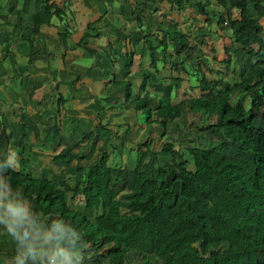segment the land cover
Wrapping results in <instances>:
<instances>
[{
	"label": "trees",
	"instance_id": "16d2710c",
	"mask_svg": "<svg viewBox=\"0 0 264 264\" xmlns=\"http://www.w3.org/2000/svg\"><path fill=\"white\" fill-rule=\"evenodd\" d=\"M162 1L178 12L194 6L206 22L214 20L220 30L229 32L230 42L223 47L227 55L224 67L228 68L229 56L236 49L243 53L234 80L207 78L201 67L211 70L198 61L192 68V73L199 75L193 90L200 93L186 100L165 106L159 100L151 107L149 90L162 92L165 81L144 69L133 73L140 79L138 84L111 73L110 82L102 83L103 95L95 98L99 111L108 112L106 119L122 126L128 103L135 113H141L144 123H157L162 136L166 122L177 119L186 103L187 110L201 119L197 133L190 132L200 138L188 139L186 134L187 141L176 144L165 139L153 150V140L147 137L135 143L131 158L132 149H126L122 166H110L107 147L118 152L116 141L125 138L124 134L110 131V123L101 119L92 127L78 125L73 116L77 110L69 109L64 95L52 88L53 107L43 115L52 122L36 123L18 114L19 143L0 154V177L46 220L48 239L66 256L67 264H129L131 253L138 258L137 264H264V34L259 24L264 18V0H219L222 11L214 14L206 8L207 0ZM43 9L41 23L48 25L52 15L62 19L63 10L54 2L44 1ZM98 12L71 48L84 45L88 37H99L94 24L107 10L102 7ZM134 21L139 29L143 18L136 15ZM173 26L160 36H152L149 27H143L142 39L153 69L158 57L166 60L167 42L176 54L191 50L186 34L176 33ZM56 34L61 42L70 33L60 30ZM105 45L107 48L100 50L115 68L111 43ZM36 55L37 51L30 53L24 62ZM122 55L132 56L133 51ZM170 68L187 72L182 61L171 62ZM171 81L176 90L181 79ZM237 93V99L231 101ZM38 128L55 140L49 158L52 165L63 169L60 175L44 177L29 168L31 151L21 144L30 132L36 137ZM101 132L105 138L96 160L79 165L81 158L90 157ZM74 133L76 139L67 142L65 136ZM88 144L87 154L74 151ZM8 153L17 168L9 165ZM76 255L80 256L78 262Z\"/></svg>",
	"mask_w": 264,
	"mask_h": 264
},
{
	"label": "crops",
	"instance_id": "0c3cea01",
	"mask_svg": "<svg viewBox=\"0 0 264 264\" xmlns=\"http://www.w3.org/2000/svg\"><path fill=\"white\" fill-rule=\"evenodd\" d=\"M44 1L54 2L61 7L63 10L62 19L52 15L48 25L41 23L45 15ZM103 3L105 4V1ZM130 4L127 2V6ZM100 5L97 1L90 2L89 0H0V154L5 150L10 151L12 145L19 143V113L31 117L36 123H48L41 109L45 105L47 106L49 87L55 88L57 85V91L64 95L63 92L66 91L68 85L76 87L80 85L79 87L86 89L88 84L105 81L104 76L107 75L101 76L99 70L104 69L107 72L108 60L104 57L105 55L102 56L103 52L99 48H103L107 41L111 43L112 37L117 38V32L130 31L132 25L126 27L127 24H125L119 30L114 28L115 30L106 32L104 43L100 42V34L103 32L99 31L97 39L88 37L84 40V45L71 48V44L76 43L80 38L84 25L91 22L87 19L82 26L78 24L80 19L87 14L93 15L94 12L99 14L97 8ZM111 27H115V25ZM133 27L139 31L134 24ZM60 30L68 31L70 34L63 41L58 42L56 33ZM128 38L132 41V38L127 36V43ZM61 43L64 46L65 43L68 45V50H71L70 55L76 61L81 58L83 50L89 51L83 55L86 56V61H80L82 65L80 70L86 69L87 72L83 73V71L74 83H62L58 77L64 70V57L61 58L60 55L64 54L65 47L60 46L61 51L58 52L51 46H59ZM112 50L115 54L117 53L116 60L120 61L122 56L129 57L126 64H129V67L123 66L127 75L136 71L133 66H135V61L139 62L140 58H135V55H120V51L130 50L128 46L119 52L112 46ZM34 51H37L38 55L26 64L25 59ZM98 51H101L102 54L98 55ZM51 53L56 56L55 60H59L60 64L51 63L53 61L51 56L49 57ZM141 55L148 59L146 49ZM73 62L75 63V61H71L67 66H71L70 63ZM39 82L40 85H38ZM94 86L97 87V84ZM62 87L66 88L65 91L62 90ZM76 92L78 91L74 89L72 94L74 95ZM89 94H93L91 102L94 104L97 101L95 98L98 95L97 89L95 88ZM79 110L80 122L83 123L84 115L81 114L83 111ZM68 137L73 141L77 135L74 133L65 138ZM50 144L56 145L55 140L51 137V133L46 134L41 128H38V136L34 137L30 132L27 139L21 144L31 151L32 164L29 165L31 171L35 169L44 177L46 175L42 174H46L50 169L54 176L59 175L62 169L50 163L49 150L53 147ZM7 159L11 167H18L11 154L8 153ZM46 226V220L38 216L32 204L17 195L0 177V264H66V258H63L60 251L49 241Z\"/></svg>",
	"mask_w": 264,
	"mask_h": 264
},
{
	"label": "rangeland",
	"instance_id": "374dc122",
	"mask_svg": "<svg viewBox=\"0 0 264 264\" xmlns=\"http://www.w3.org/2000/svg\"><path fill=\"white\" fill-rule=\"evenodd\" d=\"M90 2H96V0H89ZM101 2L105 1V4H107V7H105V4L102 3V5L98 6L97 9H101L104 7L107 10L106 15L103 16V19L99 23H95L99 29V31H102L103 33L100 34V42H105V35L106 32L113 30L114 28H119L122 25L127 24L126 27H130V31L127 32H117L116 37L111 38V43L113 44L114 48L119 52L120 50H124V47L130 48L131 51H133V55H135V58H140L139 62L135 61L134 70L138 71L139 69L148 70L149 72H153L154 75L162 79V81H165L162 87V92H157L155 90L150 89L149 90V98L151 100V107L156 106L158 104V101L160 100L162 106H165L166 104H174L181 100H186L188 98H191L194 96V94L200 93L197 89L193 90V87L195 88L197 85V80L199 78V75H194L192 73V68L196 66V63L198 61L204 62V65L209 68L211 71H206L204 67H201L203 74L211 79L214 77H220V78H231L230 81L234 80L232 75L236 76L240 65H241V59L243 57V53L240 49H236L233 54H230L229 58V66L228 68L224 67V64L222 63L223 59L227 56L224 52L223 47L228 45L230 40L228 38V31L220 30L219 26L215 23L213 20L212 22L208 23L205 20V16L201 15L196 12V9L194 6H187L183 11L178 12L175 10H169L168 4L162 0H100ZM193 2H197L198 0H191ZM208 4H206V8L208 11H214L215 12H221L222 11V5L219 0H207ZM127 2L131 3L130 6H127ZM142 14V15H141ZM216 14V13H215ZM96 15H98L96 12H94L93 15H86L80 19V22L78 24L84 25L85 21L88 19V21H92L94 18H96ZM114 15V17H113ZM140 15L143 18L142 26L139 28V31L136 30V28L133 27V24L135 26L136 22L134 21V16ZM234 17H236L237 12L234 10L233 12ZM114 21L112 20L113 18ZM95 20V19H94ZM75 23V22H74ZM94 24V25H95ZM259 24L263 30L264 34V18H261L259 20ZM112 25H115V27H111ZM144 25H147L152 31V36L156 34V36H160L161 32H164V30L167 27H172L175 30L176 33H184L187 36V40H189L191 45V50L186 49L183 51H178V54H176L171 46L170 42H167V49L165 51V61H162V58L158 57L156 61V67L153 69L149 66V62L147 57H143L141 55L144 54V41L142 39V34L144 33L143 30H145L143 27ZM85 26V25H84ZM117 26V27H116ZM199 27H202L204 32L199 31ZM125 28V27H124ZM52 29V28H50ZM115 30V29H114ZM124 30V29H123ZM206 31V32H205ZM116 33V31H115ZM135 34V35H134ZM129 36L132 38V41L130 38H128V43L126 42V37ZM264 36V35H263ZM202 39V42H201ZM67 43V41H66ZM65 43V46L62 45V43L57 46H51L53 49L58 50V52L61 51L60 46L64 48V63L63 67L64 70L60 72L59 80L63 83H74L75 76L77 77L81 76L80 74L83 72H87L86 69H81L80 61H86V56L84 53L89 52L83 50L84 53H81V58H79L77 61L70 55V51L68 50V45ZM127 43V44H126ZM59 47V49H57ZM84 47V46H83ZM82 47V48H83ZM104 48H107V46H103ZM157 51L160 49V46H157ZM100 49V48H99ZM177 49V48H175ZM63 51V49H62ZM52 52V51H51ZM56 52V53H58ZM120 55H122V51H120ZM54 53V51L52 52ZM51 53V54H52ZM102 52L98 51V55H101ZM50 55V54H49ZM110 55H113V58L115 59V68H112L110 63L108 62L107 66V72L102 69L99 70L100 75H107L104 76L105 82H110V74L113 73L116 76L120 78H128L133 81L134 84L139 83V78L134 76L133 73L130 75H127L124 72V68L127 62L129 61L128 56H122L119 60H116L118 56L115 53H110ZM37 56V55H36ZM104 56V54L102 55ZM105 57V56H104ZM56 58H52L53 61H51L52 64L58 65L60 64L59 60H55ZM75 61V63H70L71 66H67L69 62ZM179 61L183 62L184 67L186 68L187 72H183L182 70H174L170 68V63H178ZM67 62V63H66ZM137 63V64H136ZM65 64V65H64ZM86 68V67H85ZM112 75V74H111ZM78 77V78H79ZM178 77L181 79V82L178 83V88L173 90V82L171 81L172 78ZM132 78V79H131ZM55 80V78H54ZM59 81V83H60ZM70 81V82H69ZM103 83V82H102ZM102 83H99L97 81L95 84H97V87L94 86L95 84L91 83L88 84L86 89L84 87L79 86H67L62 87V90L66 91L63 92L64 97L68 100L67 101V107L69 109H76L77 113L73 116L78 119L77 123L78 125L84 126L85 128L92 127L99 119L104 120V122L107 124L108 122L110 125H107V128L110 131L118 132L120 135L124 134V137L118 138L116 143L118 144V152H114L111 150V147H107V154H108V164L110 166L116 167V166H122L123 163H125V151L126 149L131 150L130 158L134 155L133 149L135 148V143H139L144 138H152L153 140V150H156L159 148L160 143L162 140H171L174 144L178 140L187 141L186 134H188V139L192 140H198V136L190 134L191 131L198 130V126L201 125V119L199 118V115H194L190 113L187 110V104L185 103L183 105V112L182 114L175 120L166 122V128L163 136L161 133V128L157 125L155 122H151L150 124H146L143 122V116H141V113H135L132 109V105H127V109L125 110V118H124V124L117 125L115 120L106 119L105 116L108 112L99 111L100 105L98 104V100L93 104L91 102L93 94V90L95 88L98 91V95H103V86ZM76 87V88H73ZM48 89V103L47 106L45 105L41 112L44 114L49 113L48 110L49 107H53V102L55 100V96L52 95V87H49ZM99 88V90H98ZM57 91V85L53 90ZM76 89V94H72L73 90ZM54 90V91H55ZM121 95V93H120ZM238 93L235 94L231 101H235L238 97ZM248 99L244 101L245 106H247ZM93 104V105H92ZM79 109H82L83 113L81 112L83 116V123L80 122L79 118ZM36 110V109H35ZM86 112V113H84ZM96 113V114H95ZM80 114V115H81ZM46 118V116H44ZM153 118V117H152ZM48 124L52 122V119L46 118ZM87 119V120H85ZM153 120V119H152ZM45 121V120H44ZM64 127V126H63ZM65 130V127H64ZM194 133V132H191ZM197 133V132H196ZM38 136V135H37ZM67 137V136H65ZM105 138V133L101 132L98 135V139L95 145V149L90 155L88 159L81 158L79 161V165L83 164H89L96 160L97 157V149L100 146V142ZM202 139V138H201ZM67 142L71 141L72 138H65ZM53 147L50 148L49 154H51L55 148L54 144ZM89 144L86 146H82L81 150H79V147H75L74 151H77L80 155H85L89 152ZM50 156V155H49ZM163 157L167 158L166 154H163ZM75 163L74 161L72 162ZM43 167V166H42ZM36 171L35 169H33ZM59 171V170H56ZM37 172V171H36ZM63 173V169L60 170L59 175ZM47 177L52 175L51 169L46 172ZM66 181L69 184H72V180L70 176L66 175ZM88 215H92L91 213H87ZM63 258H66L61 252ZM76 259V262L80 259L79 255L74 256ZM129 264H137L138 258L135 256V254L131 253L129 255ZM67 264V263H66Z\"/></svg>",
	"mask_w": 264,
	"mask_h": 264
}]
</instances>
